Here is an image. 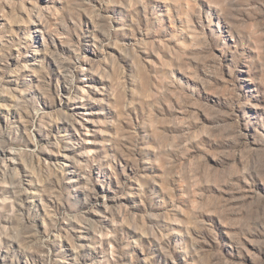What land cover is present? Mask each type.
I'll use <instances>...</instances> for the list:
<instances>
[{"label": "rangeland", "instance_id": "374dc122", "mask_svg": "<svg viewBox=\"0 0 264 264\" xmlns=\"http://www.w3.org/2000/svg\"><path fill=\"white\" fill-rule=\"evenodd\" d=\"M0 264H264V0H0Z\"/></svg>", "mask_w": 264, "mask_h": 264}]
</instances>
